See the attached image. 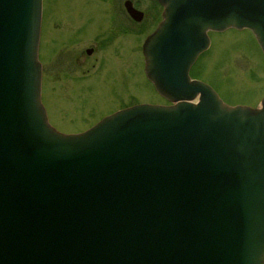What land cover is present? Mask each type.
I'll use <instances>...</instances> for the list:
<instances>
[{
	"label": "water",
	"instance_id": "water-1",
	"mask_svg": "<svg viewBox=\"0 0 264 264\" xmlns=\"http://www.w3.org/2000/svg\"><path fill=\"white\" fill-rule=\"evenodd\" d=\"M40 1L0 0V264H264V97L189 77L208 32L247 29L264 57V0H157L144 74L171 104L71 134L40 100Z\"/></svg>",
	"mask_w": 264,
	"mask_h": 264
},
{
	"label": "rangeland",
	"instance_id": "rangeland-1",
	"mask_svg": "<svg viewBox=\"0 0 264 264\" xmlns=\"http://www.w3.org/2000/svg\"><path fill=\"white\" fill-rule=\"evenodd\" d=\"M138 1L144 19L136 39L120 34L108 19V9L120 17L115 12L119 0L42 1V99L58 131H84L106 114L135 103L168 104L143 74L141 44L158 12L150 0ZM89 16V25L81 22ZM103 34L106 44L95 39ZM209 37L210 47L190 76L208 83L227 105L257 107L264 96V58L252 34L227 30ZM86 49H91L89 55Z\"/></svg>",
	"mask_w": 264,
	"mask_h": 264
},
{
	"label": "flooded vegetation",
	"instance_id": "flooded-vegetation-1",
	"mask_svg": "<svg viewBox=\"0 0 264 264\" xmlns=\"http://www.w3.org/2000/svg\"><path fill=\"white\" fill-rule=\"evenodd\" d=\"M138 3H139L138 0H119V2H118L119 9L118 10H115V12H117L118 14H120V17L116 13H114V11H111V9H108V19L113 24V27H115V29H118V31H119L120 34L122 32H124V33H131V36H132L133 39L134 38L135 39L137 38L136 37L137 30H138L137 27L140 25V23L144 19V13H142L138 9ZM126 4L130 5L131 8H133V9H135V10H137V11H139V12L142 13V16H141V19L140 20H135V19L131 18L130 14L127 12V10L125 8ZM149 5L152 8H155L156 12H158V16H157L158 19L156 18L153 21V23H152L153 26H152V28L150 29V31L147 34H149L155 28V26L158 24V22L160 20V14H161V7L159 6V4L157 3L156 0H150ZM42 6H43V4H42ZM151 10L153 11L154 9H151ZM42 11L43 10L41 8V11H40L41 12V21H40L41 23H40L39 46L41 45V30H42V26H43V12ZM78 15H79V13H78ZM76 17H78V16H76ZM81 22H87V25H89V23H90V16H89V19H84ZM72 23H75V22H72ZM95 39L96 40L98 39L99 40V43H102V44L103 43L106 44V42H107L106 40H108V38L106 36H104V34L96 37ZM86 50H90V53H91V49H86ZM90 53H87V51H86V54L87 55H89ZM38 56L40 57L39 50H38ZM40 63H41V61H40ZM42 72H43V64L41 63V83H40L41 84V89H42V84H43L42 83L43 82V73Z\"/></svg>",
	"mask_w": 264,
	"mask_h": 264
},
{
	"label": "bare ground",
	"instance_id": "bare-ground-1",
	"mask_svg": "<svg viewBox=\"0 0 264 264\" xmlns=\"http://www.w3.org/2000/svg\"><path fill=\"white\" fill-rule=\"evenodd\" d=\"M198 58H199V57H198ZM198 58H197V59H198ZM196 61H197V60H196ZM191 102H192V103H196V102H197V98L194 99V100H192Z\"/></svg>",
	"mask_w": 264,
	"mask_h": 264
}]
</instances>
